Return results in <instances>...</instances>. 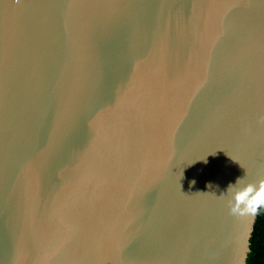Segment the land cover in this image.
Wrapping results in <instances>:
<instances>
[{"label":"water","instance_id":"95a60500","mask_svg":"<svg viewBox=\"0 0 264 264\" xmlns=\"http://www.w3.org/2000/svg\"><path fill=\"white\" fill-rule=\"evenodd\" d=\"M244 173L264 0H0V264H246Z\"/></svg>","mask_w":264,"mask_h":264},{"label":"clouds","instance_id":"9594fccd","mask_svg":"<svg viewBox=\"0 0 264 264\" xmlns=\"http://www.w3.org/2000/svg\"><path fill=\"white\" fill-rule=\"evenodd\" d=\"M223 203L229 214L241 213L255 214L258 207H264V183L256 186L243 176L237 177L220 192Z\"/></svg>","mask_w":264,"mask_h":264},{"label":"trees","instance_id":"16d2710c","mask_svg":"<svg viewBox=\"0 0 264 264\" xmlns=\"http://www.w3.org/2000/svg\"><path fill=\"white\" fill-rule=\"evenodd\" d=\"M257 221L250 238V253L246 264H264V207L257 208Z\"/></svg>","mask_w":264,"mask_h":264},{"label":"snow or ice","instance_id":"6c2138e0","mask_svg":"<svg viewBox=\"0 0 264 264\" xmlns=\"http://www.w3.org/2000/svg\"><path fill=\"white\" fill-rule=\"evenodd\" d=\"M91 119H92V118H91ZM91 119H88V120H87V125H88V122H89ZM63 132H64V129L62 128V129H61V135L63 134ZM51 144H52V140L50 139V146H51Z\"/></svg>","mask_w":264,"mask_h":264}]
</instances>
